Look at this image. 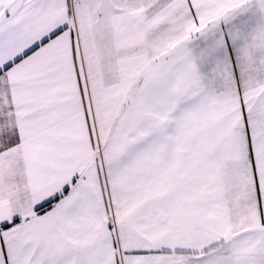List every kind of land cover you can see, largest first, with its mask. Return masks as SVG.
<instances>
[{
	"label": "snow or ice",
	"instance_id": "snow-or-ice-1",
	"mask_svg": "<svg viewBox=\"0 0 264 264\" xmlns=\"http://www.w3.org/2000/svg\"><path fill=\"white\" fill-rule=\"evenodd\" d=\"M0 264H264V0H0Z\"/></svg>",
	"mask_w": 264,
	"mask_h": 264
}]
</instances>
